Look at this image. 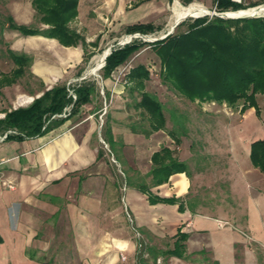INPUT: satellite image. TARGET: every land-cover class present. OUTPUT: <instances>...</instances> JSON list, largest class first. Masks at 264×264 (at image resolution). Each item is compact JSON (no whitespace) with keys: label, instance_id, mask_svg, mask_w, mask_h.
<instances>
[{"label":"crops","instance_id":"crops-1","mask_svg":"<svg viewBox=\"0 0 264 264\" xmlns=\"http://www.w3.org/2000/svg\"><path fill=\"white\" fill-rule=\"evenodd\" d=\"M12 14L29 24L36 14L33 0H17ZM39 37L58 63L69 65L83 54L79 44ZM51 68L37 69L48 83L45 90L55 86L58 72ZM94 94L74 113L70 104L67 116L52 115L60 122L41 136L0 141V264H134L144 241L161 253L164 238H171L173 248L179 230L187 234L186 251L183 257L169 255L174 264H264V172L251 158L252 143L264 138V119L256 108L241 110L226 135L240 171L238 198L246 203L244 220L237 212L232 227L223 224L228 216L191 199L189 166L188 172L154 183L153 154L163 146L175 149L162 129L147 134L120 126L132 114L123 98L113 99L103 128L106 142L110 145L111 135L120 147L122 163L110 160L100 143L101 107ZM140 184L153 196L182 198L184 209L179 201H152Z\"/></svg>","mask_w":264,"mask_h":264},{"label":"rangeland","instance_id":"rangeland-1","mask_svg":"<svg viewBox=\"0 0 264 264\" xmlns=\"http://www.w3.org/2000/svg\"><path fill=\"white\" fill-rule=\"evenodd\" d=\"M16 1L0 0V77L1 73L11 72L15 68L8 48H12L17 53L31 55L32 61L24 76L13 85L0 89V117L3 116L4 110L26 106L38 94L42 93L48 87V83L42 75L38 74L37 69L40 67L53 69L51 66H55L58 73L53 76L57 78L51 85L66 83L72 87L84 80L95 82L97 91L94 94V99L101 107L98 118L103 137L100 134V143L110 153V160L120 164L122 161L119 154L120 147L117 148L116 145L112 147L109 143L106 146L103 142V139H106L103 128L105 129L108 121L107 111L113 99H127V103L131 105L129 108L132 114L128 116L129 122H121L120 126L133 131L151 130L150 121L143 109L141 112L140 109H135V103L140 98L139 92L134 91L132 93L129 90L130 84H128L126 76L130 67L145 64L151 71L146 90L157 94L164 105V112L167 117V129L160 130V133L172 144L176 154L186 160L192 176H194L192 191L189 194L191 199L197 205L207 206L214 213L228 216L229 219L223 220V224L226 226H236L235 214L237 212L244 220L245 214L241 211L245 208L246 203L238 198L241 189L237 188L240 171L238 162L229 150L230 141L226 138L227 133L234 130L236 120L242 117L243 100H240L236 105H230L227 102L189 100L172 85L163 81L160 75L161 59L150 44L154 38L163 36L173 27L175 10L179 11L190 3L200 2L212 12L193 11L192 16L180 18L182 19L181 22L184 21L183 24L177 25L170 34L187 30L189 23L197 17L207 15L213 18L216 16L213 10L217 1L179 0L185 6L177 7L175 5L176 0H79L81 4L80 6L78 4V10L80 7L81 12L78 17L70 22V27L83 38L78 45L83 50V54L79 61L68 63L69 65H66L64 61L62 63L55 61L53 54L47 51L48 44H44L45 40L39 37L41 34H35L37 36L28 38L22 32L9 28L8 17L13 16L12 7ZM18 1L21 2L22 0ZM262 3L264 0H246L241 8ZM218 10L232 11L235 9L230 6L224 9L218 8ZM141 13H145V16H140ZM16 21L18 22V20ZM140 22H152L157 29L147 34L142 32L129 33L127 31L129 25ZM43 24L45 23L40 21L36 11L34 19L27 25L45 28L46 26ZM135 33L141 35L134 40H146L147 44L136 51L125 63L118 66L111 77L105 78L103 66H101L102 55L108 51L109 47L118 46L120 41ZM86 56H89L88 59H85ZM93 68L96 70L92 71ZM60 69L63 71L62 74H59ZM28 97L31 99L29 100ZM257 97L261 107L260 116L261 119H264V96L258 94ZM170 130L178 133L180 142L176 139L174 142L171 141L167 136L171 137ZM162 244V250H165L170 248L173 242L171 238H164ZM148 246L144 241L142 248ZM144 257L150 259V264H154L147 250ZM170 259L169 255L159 252L157 264H174ZM134 264L140 263L136 261Z\"/></svg>","mask_w":264,"mask_h":264},{"label":"trees","instance_id":"trees-1","mask_svg":"<svg viewBox=\"0 0 264 264\" xmlns=\"http://www.w3.org/2000/svg\"><path fill=\"white\" fill-rule=\"evenodd\" d=\"M215 1L220 9L230 6L234 9L242 7V4L231 0ZM78 4L79 0H33L40 21L48 27L37 28L18 23L12 15L8 17L7 24L9 28L25 35L41 34L56 38L66 46L78 45L83 38L70 27V22L79 14ZM175 5L185 6L179 0H176ZM156 29V25L152 22L134 23L127 27L129 33L147 34ZM150 42L161 59L160 75L163 81L172 85L189 100L227 102L230 105H236L243 100L242 111L255 107L257 113L261 114L257 96L258 94L264 96V16L227 18L218 15L213 18L207 15L200 16L189 23L187 30ZM145 44H147L146 40H134L124 46L113 48L106 57L103 76L110 77L118 66L125 63ZM8 53L15 63V68L11 72L1 73L0 89L5 85L16 83L25 75L32 61L31 55L27 53H17L12 48H8ZM88 57L86 56L85 59ZM126 76L130 84L129 90L132 93L139 92L140 98L135 103V107L143 109L150 121L151 130L145 132L167 129V117L162 101L157 94L146 90L147 81L151 77L150 69L145 64H137ZM96 88L95 82L90 80H84L72 87L66 83L57 84L45 90L41 96L36 97L26 106L5 110V116L0 118V132L9 128L19 131L17 134L8 135L6 139L41 136L60 122L55 118L51 119L52 115L63 112L70 104H73L72 113H74L91 100ZM70 89H74L77 95L75 99ZM169 134L180 142L176 131L170 130ZM108 140L114 147L116 143L114 138L110 135ZM251 158L254 165L264 172V138L252 143ZM152 160L154 167L151 175L155 184L169 181L170 176L176 172H188V164L181 161L175 155V151L168 146L156 151ZM139 187L146 191L154 202L179 201L180 208L184 209L182 198L156 197L152 195L148 186L140 184ZM176 237L174 247L163 250L161 254L184 256L187 234L179 230ZM146 250L154 264H157L159 252L150 247H141L137 253L138 263L150 264V259L144 257Z\"/></svg>","mask_w":264,"mask_h":264},{"label":"built area","instance_id":"built-area-1","mask_svg":"<svg viewBox=\"0 0 264 264\" xmlns=\"http://www.w3.org/2000/svg\"><path fill=\"white\" fill-rule=\"evenodd\" d=\"M233 1L237 2V3H240V4H244L246 2V0H233ZM263 5H264V3L258 4V5H255V6H250V7H247V8L235 9V10H232V11H230V10H228V11H220V10H218L217 4H216L213 12H214L215 15L226 17V16L223 15V13H231V12H234V11H241V10L250 9V8H257V9L259 8V9H261ZM252 14L255 17L264 16V12L260 13L259 11H256V12H254ZM140 35H141L140 33L130 34L124 40L120 41L118 46H124L125 44L132 42L134 40V38H137ZM118 46H116V47H118ZM112 49H113L112 47H109L108 53H111ZM105 63H106V59L104 58L101 66H104ZM70 93L72 94L74 99L77 97L76 93L74 92V89H70ZM71 107H72V105L66 106L62 113H57L54 116H67L71 112ZM18 132L19 131L17 129H15V128H9V129L5 130L3 133H0V141H4L8 137V135L17 134ZM103 142L105 143L106 146H108V143L104 139H103ZM113 160H115V159L113 158ZM121 172L124 174V172L122 170H121ZM137 234H138V236L141 235V233L139 231L137 232ZM126 259H127L126 255L122 254V260L125 261Z\"/></svg>","mask_w":264,"mask_h":264},{"label":"bare ground","instance_id":"bare-ground-1","mask_svg":"<svg viewBox=\"0 0 264 264\" xmlns=\"http://www.w3.org/2000/svg\"><path fill=\"white\" fill-rule=\"evenodd\" d=\"M261 9H259V8L258 9L257 8H250V9H245V10H241V11H234V12H231V13L235 14V15H238V14H250V13H254L256 11H259L260 13H262V12H264V5L262 6ZM193 11L206 12V13L207 12L208 13L212 12L211 10H209V8L205 4H202L200 2H194L192 4L190 3V5L184 7L183 9H181L179 11L175 10L174 24H175L176 21L180 20L181 17L192 15ZM200 14H202V13H200ZM104 57H105V54L102 55L101 61L104 60ZM93 69H92V71L96 70V69H94V70ZM28 99L30 100L31 97H28Z\"/></svg>","mask_w":264,"mask_h":264},{"label":"water","instance_id":"water-1","mask_svg":"<svg viewBox=\"0 0 264 264\" xmlns=\"http://www.w3.org/2000/svg\"><path fill=\"white\" fill-rule=\"evenodd\" d=\"M214 13V12H213ZM224 16L226 17H249V16H254L252 13L250 14H238V15H235V14H231V13H223ZM184 19V18H183ZM182 19L178 20L175 22V24L173 25V27L166 33L164 34L163 36L159 37V38H154L153 40H157V39H162L164 37H166L167 35H169L171 32L174 31V29L176 28V26L181 22ZM110 53H108V51L105 53V59L106 57L109 55Z\"/></svg>","mask_w":264,"mask_h":264}]
</instances>
